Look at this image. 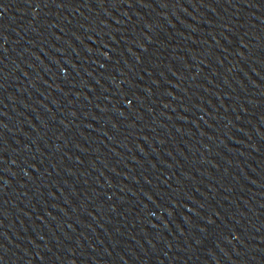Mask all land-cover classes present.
I'll return each instance as SVG.
<instances>
[{
	"label": "water",
	"instance_id": "water-1",
	"mask_svg": "<svg viewBox=\"0 0 264 264\" xmlns=\"http://www.w3.org/2000/svg\"><path fill=\"white\" fill-rule=\"evenodd\" d=\"M0 264H264V0H0Z\"/></svg>",
	"mask_w": 264,
	"mask_h": 264
}]
</instances>
